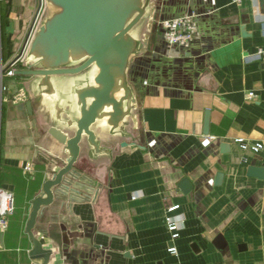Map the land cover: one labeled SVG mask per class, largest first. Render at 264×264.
<instances>
[{
  "label": "crops",
  "instance_id": "1",
  "mask_svg": "<svg viewBox=\"0 0 264 264\" xmlns=\"http://www.w3.org/2000/svg\"><path fill=\"white\" fill-rule=\"evenodd\" d=\"M151 2L147 53L130 58L135 121L127 120L123 135L95 128L107 153L92 155L79 143L72 171L53 187L32 233L51 251L47 264H264V178L246 172L264 168V59H242L264 47V0ZM38 3L0 0L1 69L31 27L30 37L43 11L41 0L35 16ZM190 13L196 33L188 46L168 44L159 17ZM22 67L21 56L15 68ZM2 84L0 186L13 194V211L0 236V264H28L30 200L65 153L46 133L25 81L4 75ZM203 137L211 138L205 146ZM236 137L262 147L240 150ZM181 177L191 183L186 193L177 187ZM169 214L180 221L172 242ZM171 243L175 253L167 251Z\"/></svg>",
  "mask_w": 264,
  "mask_h": 264
},
{
  "label": "water",
  "instance_id": "2",
  "mask_svg": "<svg viewBox=\"0 0 264 264\" xmlns=\"http://www.w3.org/2000/svg\"><path fill=\"white\" fill-rule=\"evenodd\" d=\"M40 4L41 0L35 16ZM152 14L151 0H43L41 17L28 38L29 28L11 60L22 56L23 67L14 68L12 75L25 81L45 115L46 133L63 146L65 153L63 163L53 167L40 193L30 200L24 223L31 244L26 252L28 264L48 262L51 251L42 247L32 229L41 208L52 201L53 187L72 171L79 143L84 140L92 155L107 153L109 149L100 145L95 128L103 126L109 135H123L127 120L135 121L130 58L146 55ZM172 17L176 16L164 18ZM10 81L16 91L15 80ZM24 105L31 110L29 100ZM206 126L205 113L204 133ZM246 172L264 178L263 167L248 165ZM177 187L186 193L191 183L181 177Z\"/></svg>",
  "mask_w": 264,
  "mask_h": 264
},
{
  "label": "built area",
  "instance_id": "3",
  "mask_svg": "<svg viewBox=\"0 0 264 264\" xmlns=\"http://www.w3.org/2000/svg\"><path fill=\"white\" fill-rule=\"evenodd\" d=\"M232 1L235 3H239L242 0ZM159 24L161 27L163 39L168 44L178 47H187L196 33V23L194 20V14L192 13L163 19L159 22ZM242 59L244 61L264 59V47H257L253 51L243 53ZM18 62H20V57L17 61H11L8 68L4 71H1L2 69L0 64V91L4 89V86L2 84V77L4 75L12 76V70L15 68ZM247 96H252V93L248 92ZM210 139V137H203V139L200 140V144L202 146H205ZM233 142L237 144L240 150H250L251 152H257L262 147V143L260 141L248 142L242 137L234 138ZM240 160L245 161V158L241 157ZM24 169L29 170L30 165L26 164L24 166ZM176 207L177 205L173 204L168 206L166 210L171 211ZM12 211L13 194L0 186V232L4 231L7 228L8 216L12 213ZM164 223L167 230L169 231V239L172 242V240L178 236L180 221L169 214L164 216ZM167 251L170 253H175V247L172 243L167 247Z\"/></svg>",
  "mask_w": 264,
  "mask_h": 264
},
{
  "label": "rangeland",
  "instance_id": "4",
  "mask_svg": "<svg viewBox=\"0 0 264 264\" xmlns=\"http://www.w3.org/2000/svg\"><path fill=\"white\" fill-rule=\"evenodd\" d=\"M43 12V11H42ZM18 63H20V62H18Z\"/></svg>",
  "mask_w": 264,
  "mask_h": 264
}]
</instances>
